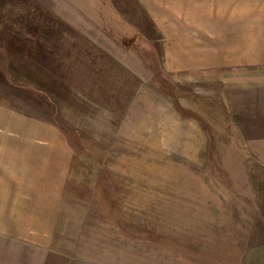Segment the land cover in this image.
<instances>
[{
  "label": "rangeland",
  "instance_id": "374dc122",
  "mask_svg": "<svg viewBox=\"0 0 264 264\" xmlns=\"http://www.w3.org/2000/svg\"><path fill=\"white\" fill-rule=\"evenodd\" d=\"M234 1L176 35L0 0V264H264V0Z\"/></svg>",
  "mask_w": 264,
  "mask_h": 264
},
{
  "label": "crops",
  "instance_id": "0c3cea01",
  "mask_svg": "<svg viewBox=\"0 0 264 264\" xmlns=\"http://www.w3.org/2000/svg\"><path fill=\"white\" fill-rule=\"evenodd\" d=\"M239 1V0H237ZM141 7L152 9L155 24L161 25V19L169 16L171 26H180L175 28L176 35H185L191 33L189 29L182 26L198 25L199 29H192L196 33L218 34V29H205V25H224L240 23L242 18L241 7L235 5V1L227 3V0H139ZM162 10V11H161ZM168 11L165 15L163 12ZM224 19V20H220ZM202 26V27H201ZM171 31V30H170ZM173 32V31H172ZM186 36H175L174 39H190ZM208 38V37H207ZM171 39V38H170Z\"/></svg>",
  "mask_w": 264,
  "mask_h": 264
}]
</instances>
